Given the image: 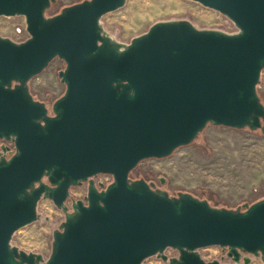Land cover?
Here are the masks:
<instances>
[{
	"label": "water",
	"instance_id": "1",
	"mask_svg": "<svg viewBox=\"0 0 264 264\" xmlns=\"http://www.w3.org/2000/svg\"><path fill=\"white\" fill-rule=\"evenodd\" d=\"M191 1L239 32L161 22L122 46L101 20L126 0H85L48 17L56 0H0V17H24L30 35L23 43L0 36V139L15 147L0 151V264L167 262L168 249L179 253L169 264H222L201 257L209 247L228 249L236 264L242 253L264 261V199L229 210L130 176L210 125L264 134V0ZM55 59L66 64L58 74L66 91L50 116L29 83ZM99 175L113 177L102 191L92 180ZM85 182V202L69 213L71 188ZM43 199L67 212L46 263L11 246Z\"/></svg>",
	"mask_w": 264,
	"mask_h": 264
},
{
	"label": "rangeland",
	"instance_id": "2",
	"mask_svg": "<svg viewBox=\"0 0 264 264\" xmlns=\"http://www.w3.org/2000/svg\"><path fill=\"white\" fill-rule=\"evenodd\" d=\"M83 1L56 0L46 11V17L59 14L65 7ZM156 3L162 10L154 13L152 10ZM179 21L190 22L199 30L227 34L239 32L226 16L191 0H126L123 8L105 15L101 25L112 41L128 46L158 23ZM20 22L23 20L19 17H0V36L17 41L14 25ZM65 68L64 61L55 59L42 74L30 81L29 88L35 100L52 106L65 94L66 86L58 76ZM258 94L264 103V76L258 86ZM133 174L154 182L158 190L169 193L171 197L188 193L208 201L214 207L244 209L264 199V134L259 129L210 125L191 145L179 148L165 159L145 160ZM98 181L107 183L112 178L100 175ZM88 188L86 184L71 188L66 203L69 213L73 211V202L84 200ZM66 219V211L58 209L51 200L43 199L38 206V220L16 232L11 246L38 255L41 263H46L52 254L54 235L62 231ZM199 254L207 262L216 260L236 264L228 257V249L209 247L199 250ZM165 255L167 262L155 256L143 264H169L179 253L168 249ZM244 258L250 260L249 264H264L261 256L246 253H242L241 261L237 264H244Z\"/></svg>",
	"mask_w": 264,
	"mask_h": 264
},
{
	"label": "flooded vegetation",
	"instance_id": "3",
	"mask_svg": "<svg viewBox=\"0 0 264 264\" xmlns=\"http://www.w3.org/2000/svg\"><path fill=\"white\" fill-rule=\"evenodd\" d=\"M33 95V94H32ZM33 98H34V96H33ZM34 100H35V98H34ZM37 101V100H36ZM57 101V100H56ZM55 101V102H56ZM54 102V103H55ZM44 103V102H43ZM54 103L52 104V106H49L48 104H46V103H44L46 106H47V108H48V110H49V115L50 116H55L54 115V113H53V105H54ZM8 143L9 142H6V141H4V140H1L0 139V151L2 150L1 148H2V146H7L8 145ZM11 150L10 151H14V148L13 147H11L10 148ZM8 156H9V154H8ZM140 165V164H139ZM138 165V166H139ZM138 166H137V168H138ZM136 168V169H137ZM135 169V170H136ZM135 170H133L132 172H131V174H130V176H131V179L133 180V181H136V180H141L142 178L141 177H138L137 176V174H133V172L135 171ZM133 174V175H132ZM100 176V175H99ZM99 176H97V177H95V178H93L92 180L95 182V184H96V186L98 187V189L100 190V191H102V190H104L105 188H107L111 183H112V181H113V177H112V181L110 182H107V183H103L102 181H98V178H99ZM106 176H109V175H106ZM148 182V181H147ZM149 184H152L153 186H154V189H158V187L155 185V183L154 182H148ZM88 185V187H89V182H85V183H83L81 186H83V185ZM85 198L86 197H84V202H85ZM207 262V261H206ZM209 262H212V261H209ZM222 264H226V263H222Z\"/></svg>",
	"mask_w": 264,
	"mask_h": 264
},
{
	"label": "built area",
	"instance_id": "4",
	"mask_svg": "<svg viewBox=\"0 0 264 264\" xmlns=\"http://www.w3.org/2000/svg\"><path fill=\"white\" fill-rule=\"evenodd\" d=\"M19 18H22L23 22L22 23L21 22L20 23H16L14 25V27H15V29H14L15 32L14 33H15V35H16V37L18 39H17V41L16 40H12V41L17 42V43H23V42H25L26 40L29 39L30 35H29L28 31H27V24H26L25 18L24 17H19ZM5 147H8L9 149L11 147H13L14 150H15L14 144L12 142H9L8 145L5 146ZM109 176L111 177V175H109Z\"/></svg>",
	"mask_w": 264,
	"mask_h": 264
},
{
	"label": "bare ground",
	"instance_id": "5",
	"mask_svg": "<svg viewBox=\"0 0 264 264\" xmlns=\"http://www.w3.org/2000/svg\"><path fill=\"white\" fill-rule=\"evenodd\" d=\"M158 9H160V8H158V3H156L155 5H154V9L152 10L154 13H157V12H159V10ZM160 10H162V9H160Z\"/></svg>",
	"mask_w": 264,
	"mask_h": 264
},
{
	"label": "crops",
	"instance_id": "6",
	"mask_svg": "<svg viewBox=\"0 0 264 264\" xmlns=\"http://www.w3.org/2000/svg\"><path fill=\"white\" fill-rule=\"evenodd\" d=\"M263 76H264V72L262 73V78L261 79H263Z\"/></svg>",
	"mask_w": 264,
	"mask_h": 264
},
{
	"label": "trees",
	"instance_id": "7",
	"mask_svg": "<svg viewBox=\"0 0 264 264\" xmlns=\"http://www.w3.org/2000/svg\"><path fill=\"white\" fill-rule=\"evenodd\" d=\"M263 200V199H262ZM261 201V200H260Z\"/></svg>",
	"mask_w": 264,
	"mask_h": 264
}]
</instances>
